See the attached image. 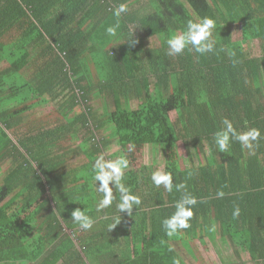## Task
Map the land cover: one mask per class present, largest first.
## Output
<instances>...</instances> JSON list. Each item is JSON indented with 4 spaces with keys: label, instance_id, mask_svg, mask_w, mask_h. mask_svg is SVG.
I'll use <instances>...</instances> for the list:
<instances>
[{
    "label": "trees",
    "instance_id": "16d2710c",
    "mask_svg": "<svg viewBox=\"0 0 264 264\" xmlns=\"http://www.w3.org/2000/svg\"><path fill=\"white\" fill-rule=\"evenodd\" d=\"M119 3L129 10L110 37ZM203 17L216 21L215 49L167 55L165 40ZM224 118L260 130L252 150L231 134L218 150ZM136 146L151 153L139 168L127 156ZM99 155L128 160L121 182L141 200L131 213L118 211V188L97 211ZM160 166L171 192L151 180ZM185 192L198 201L191 226L168 236L162 221ZM76 208L91 229L73 222ZM194 238L222 263L233 252L264 264V0H0V264H188L176 248Z\"/></svg>",
    "mask_w": 264,
    "mask_h": 264
},
{
    "label": "clouds",
    "instance_id": "9594fccd",
    "mask_svg": "<svg viewBox=\"0 0 264 264\" xmlns=\"http://www.w3.org/2000/svg\"><path fill=\"white\" fill-rule=\"evenodd\" d=\"M128 5L126 3H119L114 8V15L117 17V22L106 28V33L110 37L117 35V30L120 28L119 20L122 14L128 12ZM216 26V21L210 17H203L198 21L189 20L186 22V30L180 34H174L165 40L167 45V55L177 56L182 54L185 49L195 51L199 54H206L212 52L216 47V41L212 39V30ZM134 29V28H133ZM133 29L127 38L130 44H134L132 39ZM222 124L225 126L223 131H217L213 134V142L220 152H226L230 148V134L232 139L241 143L244 147L252 150L253 142L261 138V132L258 128H250L247 131L238 132L231 121L224 118ZM128 160L121 156L115 160H106L103 155H99L92 165L93 180L99 181L96 190L102 194V199H99L96 208L97 211L108 208L113 203V188H118L120 192V200L117 203L119 212L131 213L134 205H139L141 200L138 196L130 193L129 189L121 182L124 176V169L128 168ZM151 180L157 187L163 185L168 192L173 190L172 175L163 170L153 171ZM112 182V187H110ZM179 191L184 187L183 184L175 186ZM223 191H218L217 196L223 197ZM198 203L196 197L190 193L185 194L175 203V211L168 218L162 221V226L166 230L168 236L177 233L178 230L190 228L189 221L193 217V210L191 206ZM239 214V208L235 210L233 215ZM71 217L74 223H77L81 229L89 230L93 227V219L88 216L80 208L71 211ZM117 223L109 226L112 229ZM173 264H180L179 259L173 260Z\"/></svg>",
    "mask_w": 264,
    "mask_h": 264
},
{
    "label": "rangeland",
    "instance_id": "374dc122",
    "mask_svg": "<svg viewBox=\"0 0 264 264\" xmlns=\"http://www.w3.org/2000/svg\"><path fill=\"white\" fill-rule=\"evenodd\" d=\"M235 39H240L239 33H235L234 35ZM249 46L251 48V52L252 53H258L260 48H259V44L258 41H252L249 43ZM244 47H246V45H244ZM150 90H153V86H150ZM103 103V100L100 97H96L94 99H92L91 104L92 106L99 110L101 105ZM137 103L135 102L133 104V107H136ZM50 109H52V105L50 103L41 105L40 107L36 108L34 111L27 113L25 115L26 119H31L34 117H39V116H45L48 114V112L50 111ZM51 124L55 125L56 122L54 121H50ZM107 132L103 131V134H106ZM78 143V141L76 139H74L73 137L70 138L69 144L70 146H74ZM119 147L121 148V146H119L116 142H114L113 144H111V146H109L105 151L104 154L106 156L110 155V153H113L114 151H116L117 149H119ZM127 150V149H126ZM181 152H182V156L185 157V152L183 149V146H181ZM127 156L130 158V162L132 164L133 167L139 168L138 166L140 165V162H142L143 160L148 162L151 160V153L148 147L146 148H142L139 146L136 147H131L127 150ZM155 159V158H154ZM160 169L163 170V166H160ZM125 172V170H123ZM93 186H94V182H93ZM94 189H96L94 187ZM192 240V239H191ZM196 246H202V244L200 242L196 243ZM202 248V247H201ZM208 248V246H207ZM177 250H179L181 252V256L184 255V257L187 259L188 262H190V259L187 257L189 256L188 252L185 250V248H183L180 244H178ZM209 249V248H208ZM214 250H204V249H200V254L199 256L201 257H205L207 259V263H209L210 260V255L213 254ZM245 259L243 260H248L250 261V259L245 255L244 256ZM212 264V263H211ZM238 264H240V262L238 261ZM246 264H248V262H246Z\"/></svg>",
    "mask_w": 264,
    "mask_h": 264
},
{
    "label": "crops",
    "instance_id": "0c3cea01",
    "mask_svg": "<svg viewBox=\"0 0 264 264\" xmlns=\"http://www.w3.org/2000/svg\"><path fill=\"white\" fill-rule=\"evenodd\" d=\"M199 242L198 239L194 238L192 240H189L186 242L184 248L186 250V248H191V249H194L195 251V254L192 255V257L188 256V258L190 259V262L187 261L188 264H196V262L198 261L200 264L202 263H206V264H211V263H216V264H238V261L240 262V264H246V262H248V264H253L251 261H248V260H243L245 259V255L246 254H240L241 255V258H238L236 257L233 252L232 254L230 253V258L231 260L229 262H224L222 263L220 261V258L219 256L217 255V253L215 252L214 248L211 246V245H208V248L210 250H214L213 254L210 255V260H209V263H207V259L205 257H202L203 259H200L199 258V254H200V249H204V250H209L206 248V246H196V243ZM202 247V248H201ZM179 251V250H178ZM179 253L181 254V252L179 251ZM194 257V258H193ZM196 257H198V260H196ZM6 264H13V263H6Z\"/></svg>",
    "mask_w": 264,
    "mask_h": 264
}]
</instances>
